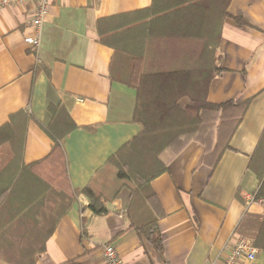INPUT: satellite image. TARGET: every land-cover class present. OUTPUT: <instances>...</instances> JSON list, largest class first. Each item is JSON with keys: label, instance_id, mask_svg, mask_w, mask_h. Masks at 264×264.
Listing matches in <instances>:
<instances>
[{"label": "crops", "instance_id": "crops-1", "mask_svg": "<svg viewBox=\"0 0 264 264\" xmlns=\"http://www.w3.org/2000/svg\"><path fill=\"white\" fill-rule=\"evenodd\" d=\"M152 1L50 0L38 48L25 40L34 33L37 1L0 9V128L14 113L28 118L23 157L31 163L45 157L53 144L42 127L52 120L49 107L66 108L78 125L64 142L70 182L75 189L90 185L104 194L109 209L95 215L90 198L80 194L36 264H104L107 243L125 264H211L240 235L258 249L254 260L242 264H264V248L257 245L264 199L254 198L261 186L258 171L264 169V151L258 149L264 137V0H231V16L222 28L219 51L225 70L212 81L208 99H250L229 148L212 168L203 145L190 142L152 181L164 212L158 222L163 260L152 262L127 218L131 191L119 184L108 160L141 130L133 120L137 91L111 79L113 49L101 43L97 23L147 8ZM236 14L248 25H240L232 17Z\"/></svg>", "mask_w": 264, "mask_h": 264}, {"label": "trees", "instance_id": "trees-1", "mask_svg": "<svg viewBox=\"0 0 264 264\" xmlns=\"http://www.w3.org/2000/svg\"><path fill=\"white\" fill-rule=\"evenodd\" d=\"M231 0H153L151 6L100 18L101 43L113 49L110 77L136 89L133 120L140 132L108 164L121 186L131 191L126 211L153 263L164 259L158 222L164 216L152 181L190 142L205 149L214 168L229 148L250 99L209 101L212 81L225 70L220 42ZM248 25L241 14L232 16ZM43 126L52 139L50 152L24 161L28 118L14 113L0 128V258L11 264H36L46 243L80 194L95 215L106 214L107 197L92 186L75 189L69 179L64 142L78 127L66 108L52 106ZM20 117V118H19ZM263 140V141H262ZM259 144L264 151V137ZM255 199H264V169ZM85 225V219H82ZM84 235L86 229L83 227ZM264 248V228L257 239Z\"/></svg>", "mask_w": 264, "mask_h": 264}, {"label": "built area", "instance_id": "built-area-1", "mask_svg": "<svg viewBox=\"0 0 264 264\" xmlns=\"http://www.w3.org/2000/svg\"><path fill=\"white\" fill-rule=\"evenodd\" d=\"M37 1L35 14L31 19L33 34L25 37L26 42L34 48L41 44L42 26L50 9V0H0V9L23 2ZM263 204V201H260ZM104 264H125L119 256L116 247L107 243L103 245ZM258 249L251 238L238 236L225 245L222 254L211 264H242L244 260H254Z\"/></svg>", "mask_w": 264, "mask_h": 264}, {"label": "rangeland", "instance_id": "rangeland-1", "mask_svg": "<svg viewBox=\"0 0 264 264\" xmlns=\"http://www.w3.org/2000/svg\"><path fill=\"white\" fill-rule=\"evenodd\" d=\"M0 264H11V263L6 261L5 259L0 258Z\"/></svg>", "mask_w": 264, "mask_h": 264}, {"label": "clouds", "instance_id": "clouds-1", "mask_svg": "<svg viewBox=\"0 0 264 264\" xmlns=\"http://www.w3.org/2000/svg\"><path fill=\"white\" fill-rule=\"evenodd\" d=\"M85 203H87V201H85Z\"/></svg>", "mask_w": 264, "mask_h": 264}]
</instances>
